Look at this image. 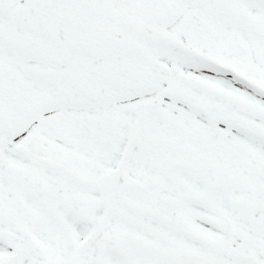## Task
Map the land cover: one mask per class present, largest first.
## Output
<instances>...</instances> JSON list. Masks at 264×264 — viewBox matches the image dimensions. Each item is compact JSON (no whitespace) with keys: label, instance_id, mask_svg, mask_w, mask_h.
I'll return each instance as SVG.
<instances>
[{"label":"snow or ice","instance_id":"obj_1","mask_svg":"<svg viewBox=\"0 0 264 264\" xmlns=\"http://www.w3.org/2000/svg\"><path fill=\"white\" fill-rule=\"evenodd\" d=\"M0 264H264V0H0Z\"/></svg>","mask_w":264,"mask_h":264}]
</instances>
